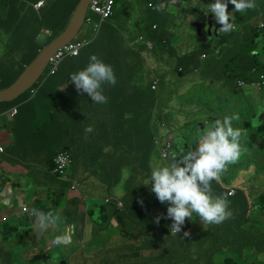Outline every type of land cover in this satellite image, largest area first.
<instances>
[{"label":"crops","instance_id":"1","mask_svg":"<svg viewBox=\"0 0 264 264\" xmlns=\"http://www.w3.org/2000/svg\"><path fill=\"white\" fill-rule=\"evenodd\" d=\"M32 1L0 0V58L8 59V56L11 55L13 59L16 54L11 49L7 52L8 48L4 43L7 42L11 45V40L8 39L9 36L19 40L23 32L31 35L37 32L35 39L41 42L49 35L50 31L44 26L48 0ZM38 1H44V3L37 6ZM171 1V9L168 0H157L155 5L159 8L155 11L156 14L162 10H167L172 16L167 25L164 23L163 39L166 41L164 45L168 47L170 44L174 46L173 43L180 41L185 34L181 30L182 26L176 20L177 13L180 12L178 10L179 2L184 0ZM51 2L54 3L58 13L67 14L72 12L68 23L79 3L77 0H52ZM120 2L121 0H117L115 9ZM255 2L257 5L255 9H259L260 12L264 11V0H255ZM115 9L112 15L114 20ZM209 10L208 8L203 9L198 18L202 19L204 17L210 25L215 17ZM123 12L128 16L127 22L122 29L117 28L121 31L125 41L129 40L132 43L136 37L150 33L151 18L141 32L125 34L129 31L128 24L140 20V18L133 16L131 11L123 10ZM89 14L93 18L97 17L91 11H89ZM108 19L102 21L99 19L95 24L88 23L93 25V35L88 39H77L75 37L73 41H91L102 23ZM233 23L234 29H236L239 22L233 20ZM64 25L66 23L63 21L58 26L60 31ZM209 36H217L214 28H212ZM184 44L186 46L190 45L188 41H185ZM159 45L163 47V43ZM130 50L131 47L128 44L117 48V51L122 54L129 53ZM194 50L189 48L184 52L181 50V52L175 51L173 54L175 58L170 59L171 64L165 63L168 59L164 61L165 67L168 68L175 64L178 72L186 71L182 60L191 55ZM118 60L116 58L111 63H107L111 65L118 77L114 86L107 83L102 85L103 93L108 98L106 104L93 103L91 97L86 93L76 92L74 84L68 83L69 79L65 81L55 78L46 81L44 79L40 81L39 85L38 79L16 98L9 101H0V108L3 109L0 112V264H223L226 262L231 264H264V240L260 231V229H263L253 222L245 226H236L229 222L230 219H227L220 224H203L199 216L193 213L191 219L186 218L182 231L178 234H168L164 226V232L161 234L156 236L148 234L134 242L122 234V230L133 225L132 221L127 219L128 213L123 211L120 214L121 218L115 215L112 208H101L103 204L114 206L111 200L110 202H103L102 200L101 203L99 201L92 205L95 207L94 209L88 208L91 193L87 188L105 183L103 182L105 178H116L104 176L100 180L97 179L95 169L105 166L107 163L105 165L100 163L99 159L102 158L101 154H103L104 147L100 142V131L95 127L97 123L92 121H129V116L124 117L126 102L119 96L120 86L124 83L125 76L119 74L118 67H122L125 72H128L134 70L135 64L133 62L121 65ZM188 65L191 66L192 64L189 63ZM180 67H183L184 70L180 71ZM223 69L225 73L222 79L231 73L230 69L225 67ZM74 71L75 67L68 60H63L56 75L63 78L66 74H72ZM48 73L47 69L46 77ZM262 76L263 74L260 75L259 80L250 83L246 82L245 78L239 76L238 73H236V77L231 83H228L225 79L226 85L222 86L223 96L217 101L227 103V108L217 110L214 107L210 108L213 113L220 115L221 121L226 116H239L238 120L232 121V126L234 129H240L241 131V155L235 163L227 165L226 171L220 175L218 180H213L214 187H212L211 182V194L213 197L221 196L222 193L218 189L220 186L228 192L235 189V194L240 189L246 197V203L240 202V208L247 207L248 199L253 190L256 188L261 189L264 186V184H252L249 179L246 181L242 179L251 170H261L253 163H248L245 156L252 148L247 129L248 125L255 126L261 123L264 127L263 99L260 98V93H255L254 98L251 99L248 93L249 89H244V87L250 84L252 86L257 85L261 89L260 84L264 82ZM141 82L149 86V90L145 92L146 100L149 103H157L159 108L166 106L172 110L177 109L180 114H184L185 105L183 103L179 101L169 103L171 97L181 91L179 88H176L171 94L169 92L167 99L163 101L162 91L168 88L166 82L159 85L160 92L151 88L152 81L146 75ZM129 83L130 86H133L132 81ZM34 91L36 92L33 93ZM241 91H244L245 94L243 95ZM73 92H76V95H73L74 99H71L70 96ZM51 94L53 96H49ZM149 97L154 98V100H150ZM50 98L55 100L59 106L58 109L48 106L46 101ZM245 98L257 102L259 109L257 111H247L249 106ZM13 107L17 109L13 115L4 113ZM154 107L150 108L148 106L146 110L148 119ZM195 111L192 113V118L201 120L203 117L201 115L196 117ZM135 117L136 121L147 120L143 115H135ZM209 124L206 120L202 122L205 127ZM88 125H91L93 130L87 133V138H85L84 130ZM184 125L191 126L192 124L186 122ZM164 127L165 124L161 123L160 128L163 129ZM138 133L139 130L131 134V137ZM256 138L255 135L253 139ZM195 139L197 140L198 136ZM262 140L264 146L263 137ZM118 144L123 153L130 157L132 151L130 145L133 146L134 143L124 142ZM63 152L71 154L75 163H73L71 169L67 170L65 177H62L64 172H52L59 155ZM111 154L112 152L109 151L106 157ZM86 161L99 162L91 164L90 171ZM239 164H244V168H236ZM232 170L237 175L231 182L233 178L231 175ZM259 173L264 175V172ZM231 176L229 183H225L224 178ZM260 182L258 180L254 183ZM74 183L76 186H74ZM111 197L106 196L105 200ZM60 200H64L63 206L59 205L58 201ZM229 201L230 206L236 205L234 200ZM33 208L45 212L59 213L66 219V223L75 224L76 230L72 244L55 246L52 242L57 235L62 234L64 224H60L56 228L40 229L35 225L28 212L25 211V209L31 210ZM161 209L162 211L166 210L164 206ZM97 211L104 218H101L102 215L97 214ZM136 212L142 217V222L137 224L141 230L149 226L152 216L158 213L152 210L150 215L147 216L146 210L142 208L141 211H131L130 214L136 215ZM118 222L119 225H117ZM197 222L201 223L203 227H198ZM224 225H227V227L213 231L210 238H205L209 228ZM184 231H188L190 236L184 237ZM91 238L93 248L88 251L86 243ZM195 248L199 249L198 253L193 251ZM197 254L201 256L200 260L197 259ZM131 259H133V262H129Z\"/></svg>","mask_w":264,"mask_h":264},{"label":"trees","instance_id":"2","mask_svg":"<svg viewBox=\"0 0 264 264\" xmlns=\"http://www.w3.org/2000/svg\"><path fill=\"white\" fill-rule=\"evenodd\" d=\"M51 1L52 0L47 1V11L44 19V26L50 31L45 40L41 42L36 40L35 38L37 32L32 35L23 32L19 40H15L12 36L8 37V39L11 40V45L7 42L4 43L8 48L7 52L11 49L12 51H15L16 54L13 59L11 55L8 56V59L0 58V90L9 87L24 71L26 65L29 64L39 54V52L47 44L52 42L67 26L72 12L67 14L58 13L57 8ZM78 1L80 0H77V2ZM150 3L152 5H150ZM155 5V1L148 0V6L152 9L150 15L152 23L150 25V33L148 34L147 40H150L153 43L152 50L146 47V42H143L145 45L139 43L142 46H137L139 44L134 45L129 40L125 41L121 31L117 28L118 26L115 22L117 18L116 14H114L115 20L109 18L107 21L103 22L99 30L92 37L91 41H89L86 47L81 50L79 56H65L58 66L59 69L62 61L68 60L75 67L74 72H77L86 67L89 62L90 55L94 53L106 64L111 63L116 58L119 59L118 62L121 65L134 62V70L128 72H125L122 67H118L119 74L125 76V81L122 86H120L119 96L126 102V113L124 117L129 116V121L116 122L117 120H103L92 122L97 123L95 127L100 131L99 136L104 134L108 135L111 146L115 147V149L111 151L112 154L107 156L108 163L105 166L100 167L104 168V171H102L101 174L116 178H105L103 179V182L111 185L121 177L123 179L127 177L125 184L128 187H137L145 195L143 201L146 204V208L144 209L146 210L145 213L147 216L150 215L152 210L166 215L168 207L167 202L162 204L158 201L155 193L151 191V185L149 184L153 152L156 151L158 158L166 165L171 161V159L168 154L163 155V149H166L167 151L168 149L171 150L175 148L178 151L179 156V146H181L182 142L186 143V146L184 145L185 149L188 147H195L196 142L195 138L191 140V138L186 139L188 136H185L183 138H179L177 142L175 141L173 146L174 139L169 143L168 139L170 137L166 135V131H163L165 127L168 130L170 128L168 120L159 117V124L155 122V116L161 112L162 108H159L157 103H149L146 100L145 92L149 90V86L141 82L145 75L150 78V66L153 63L158 64V77H156L153 81L150 78V81H152L151 88L153 89L152 86L156 82L157 87L153 90L160 92L159 85L166 82L171 91L170 94L176 89L175 84L178 81H181L182 83H192L210 80L215 82L217 81L221 86H225L226 81H228V83L233 81L236 77V73H238L239 76H243L248 83L259 80L261 74L264 76V27H260V23H253V20L258 16L257 9L249 10L246 13L237 12V21L239 22V26L229 33L222 32L215 37L210 36V41L212 40V43L210 42V44H207L203 42L201 47L195 49L191 55L183 58L182 63L185 65L186 71L178 72L177 65L175 64H172L168 68L165 67V63L171 64L170 59L175 58V55H173L175 51L181 52L180 49L182 48L179 41H175L173 43L174 46H172V44H170L169 47L164 45V43H166L163 39L164 23L167 25L171 21L172 16L167 10H162L160 16H158L154 13ZM123 10H127L129 12L127 7H124ZM99 19V15L95 18L92 17L91 23L95 24L99 21ZM63 21L66 25L62 26V30L60 31L58 26ZM153 24H155L156 27H152ZM160 43H163V47L159 45ZM127 44L131 47L129 53L122 54L117 51V48L124 47V45ZM204 52H206L208 56L205 59H201L200 54ZM189 63L192 65L189 66ZM147 65H149V67ZM50 66L51 64L49 62L47 66L48 71ZM224 67L230 69L232 75H230V73L226 78L222 79V76L225 73L223 69ZM180 68V71L184 70L183 67ZM69 75L70 73L66 74L63 78H60L56 75V73H53L48 75L45 78V81L52 80L53 78L66 81L69 79ZM225 79L227 80L225 81ZM130 81H132L133 86H130ZM38 82L39 85L40 80ZM35 92L36 91L33 93ZM76 92L71 94V99H74L73 95H76ZM178 93H181V91ZM241 93L243 95L245 94L244 91H241ZM248 93L255 94L252 89H249ZM49 96H53V94ZM260 98L263 99L264 96L262 97L260 95ZM197 102L202 103L200 99H196L191 102H181L185 106L189 107L188 115H186L185 118L188 117L186 120L192 124V136L202 132L203 130L202 124L198 123V120L192 118L193 111L196 110L195 115L197 117L198 111L202 108L201 104H197ZM148 106H150V108L155 106L149 119L146 116ZM258 109L259 104L251 100L247 111H257ZM1 110L3 109L0 108V111ZM135 115H143L147 120L136 121ZM150 119L152 122H150ZM161 123L165 124L163 129L160 128ZM137 130H139V133L135 134L134 137H131V134H134ZM161 130L163 131L162 136L158 134ZM122 142L134 143L133 146L130 145L132 148L130 157L125 155L121 150L118 143ZM127 163H129L128 169L123 170ZM238 167L244 168V164H239L236 168ZM231 178L232 176L225 177L224 182L229 183ZM218 189L223 195H227L229 200H234L236 203V205H229L233 213L229 222L236 226H245L251 223L252 221H250V215L244 214L247 207H239L240 202L246 203L244 193H242L239 189L235 195L230 196L228 195V191H226V189L222 186ZM104 201L105 199H103V202ZM163 206L166 209L165 211H162L161 209ZM121 213H123V211ZM121 213L116 216L122 218L120 215ZM130 213L131 211L128 213V220ZM164 220L166 221L167 219L164 218ZM117 225H119V222ZM164 226L166 232L173 235L170 231L169 224H165ZM226 264L231 263L227 262Z\"/></svg>","mask_w":264,"mask_h":264},{"label":"rangeland","instance_id":"3","mask_svg":"<svg viewBox=\"0 0 264 264\" xmlns=\"http://www.w3.org/2000/svg\"><path fill=\"white\" fill-rule=\"evenodd\" d=\"M155 2L157 0H154ZM34 2V0L32 1ZM79 2V1H78ZM213 3V0H184L182 2H179V8L180 10L179 14L177 13V18L176 20L178 21V24L181 27V30L183 33H185L182 37L181 40L179 41L180 46L182 47L180 50L182 52L186 51L189 48L197 49L198 47H201L202 43L205 42L207 44L212 43V40L210 41V36H209V24L207 21L204 19L198 18L199 13L205 9L208 8L210 9V4ZM168 4L170 5L171 9V4L172 1L168 0ZM127 7L129 11L132 12L133 16L139 17L140 20H136L128 24L129 26V31L126 32L125 34H137L143 30V27L145 24L148 22L150 19V15L152 12V9L148 6V0H121V2L116 6L115 12H116V18L117 20L115 21L117 26L122 29L125 27V24L127 22L128 16L123 12V8ZM159 10V8L156 6L155 11ZM155 13V12H154ZM161 12L158 13L157 15L160 16ZM109 18H113L112 15L109 16ZM264 21V16L263 13H260L258 18L254 20V23L256 22H261ZM155 29V28H153ZM93 35V25L84 23L82 26L81 31L78 33L76 36L77 39H88ZM148 35L141 36L143 39H147ZM185 41H188L190 43L189 46H186L184 43ZM69 44H73V41H69ZM208 54L206 52L200 54L201 59L207 58ZM147 58V57H146ZM149 67V65H147ZM151 74L150 78L153 81L156 77H158V64L153 63L151 66ZM48 67H46L44 73L41 75L39 78L40 81L44 80L46 78V70ZM115 74V73H114ZM115 77L117 79L118 75L115 74ZM264 80V77L262 78ZM68 83H71V80L69 78ZM73 84V83H71ZM176 88H179L181 90V93H176L174 96L171 97L170 102H176L179 101L181 102H191L196 99H200L202 103L197 102V104H201L202 108L201 110L198 111V115H201L203 118L200 120L198 119V123L202 124L203 121L206 120L207 124H209L211 121H216L220 120L221 117L220 115L213 113L210 108L214 107L215 110L217 109H226L227 108V103H223V101H217V99L222 98L223 96V87L216 81H210V80H205V81H197V82H192V83H182V82H177L175 84ZM261 89L257 85H246L244 89H253L255 93H260L261 96H264V82L260 84ZM3 90V89H1ZM72 91V88H71ZM171 92L170 89L166 88L162 91V100L165 101L167 99L168 93ZM250 98L253 99L255 94H249ZM150 100H154V98L149 97ZM245 100L248 103V106L251 103V100L248 98H245ZM49 107H53L54 109H58L59 106L56 104L55 100L50 98L48 101H46ZM215 102V104H214ZM196 104V105H197ZM263 104H264V98H263ZM205 107V111H204ZM163 110L159 114L155 116V122L159 124V117H162L164 119H167L169 122V130L165 127L163 131H166V135H168L170 140L174 139L173 146L175 141L179 138H183L185 136L187 138H195L198 136V133L192 136V131H191V126L184 125L186 122H189L186 120V115H188V109L189 107L184 106V114H180L177 109L172 110L166 106L162 107ZM14 109H10L7 112H12ZM151 117V116H150ZM150 122L152 120L150 119ZM205 128V126L202 125V129ZM248 129V134L251 138L250 144L252 148L249 150V153L245 156V160L248 163H253L254 166H257L260 171L257 170H251L250 172H247L242 179L246 181L249 179L252 184H264V175L260 174L259 172H264V146L262 145L264 139V127L260 123L259 125L255 126H249L247 127ZM163 131L158 132L162 136ZM256 135V139H253V137ZM100 142L104 147L103 154H101L100 163L102 165H105V163H108L106 154L109 151H112L115 149V147L110 146L109 142V137L108 135L104 134L100 136ZM124 143V142H122ZM260 144L259 146H257ZM185 142H182L181 146H179V149L183 146L184 147ZM186 146V145H185ZM173 152H176L178 154V151L174 148L171 150L163 149L162 153L163 155L168 154L169 158L171 159V154ZM252 159V160H251ZM89 165L90 171H91V164H97L99 161L95 162H88L86 161ZM130 163V162H129ZM127 163L123 170L128 169ZM157 164L165 165V163L158 158L156 155V151L153 152V157H152V166H155ZM97 171V179L100 180L101 177L105 176L101 174L102 171H104L103 167H99L95 169ZM124 172V171H123ZM151 173V170H150ZM231 175L233 178L231 179V182L234 180L236 177L237 173L232 170ZM117 176V175H115ZM127 180V177L124 179L121 177L118 179L115 183H112L109 185L108 183H100L96 184L94 187H89L87 190L91 193V201L88 204V208L94 209L93 204H96L97 202L100 201L102 202L103 199H105L106 196H112L109 199H106L105 202H113V205H102V209L104 208H112L114 211L115 215H118L122 211H125L129 213L130 211H141L142 208H146V204L143 201V198L145 195L135 186L128 187L125 184V181ZM260 180V183H254L256 181ZM212 187L213 181H212ZM234 187V186H230ZM250 188V185H249ZM234 191H229L228 195H233ZM142 200L143 201V206H141L138 201ZM60 206H63L64 200L58 201ZM63 204V205H62ZM246 212L244 214H249L251 217V220L254 224L259 225L263 230L260 229L262 235H263V240H264V186L259 189L256 188L253 190V193L250 195L248 202H247V208L245 209ZM97 214H101L97 211ZM96 214V215H97ZM162 213H156L155 215L152 216V219L150 220V225L146 226L144 230H141L140 227L137 224H140L142 222V217L141 215L136 212V215L133 213L130 214L129 219L132 221L133 225L128 226L125 230H122V234L128 238L133 240L134 242L140 239L142 236L145 235H152L156 236L158 234H161L164 232V225L165 224H171L172 220L167 219L166 221L163 222V216H161L159 223L154 222L155 218ZM102 215V214H101ZM98 216V215H97ZM101 218H104L103 215L100 216ZM198 227L202 228V224L197 222ZM227 225L221 226V227H212L209 228L208 234H206L205 238H210L211 232L217 231L220 228H226ZM86 248L87 250H91L93 248V241L92 238L91 240L87 241L86 243ZM195 253L199 252L198 248H195L193 250ZM197 259H201V256L197 254ZM129 262H133V259H131Z\"/></svg>","mask_w":264,"mask_h":264},{"label":"clouds","instance_id":"4","mask_svg":"<svg viewBox=\"0 0 264 264\" xmlns=\"http://www.w3.org/2000/svg\"><path fill=\"white\" fill-rule=\"evenodd\" d=\"M256 7L255 0H214L210 4L209 12L215 17L212 23L218 28L217 35L222 32L229 33L234 29L233 20L237 21V12L246 13ZM257 11L258 16L260 13L264 16V11L260 12L259 9ZM256 23L264 27V21ZM70 80L77 92L86 93L96 104H106L108 100L103 93L102 85L107 83L114 86L117 82L111 65L104 63L96 54L90 55L84 69L70 74ZM238 119L239 116L232 115L226 116L222 121L211 122L198 133L195 147L185 149L182 146L179 156L173 152L168 164H157L151 168L149 178L151 191L155 193L160 203L168 204L166 215H158L154 222L159 223L161 216L171 219L170 231L178 234L182 231L186 218L191 219L193 213L199 216L203 224H220L232 217L227 195L213 197L211 182L218 180L226 171L227 165L235 163L241 155V131L232 126V121ZM92 130L91 125L85 127V138ZM138 203L143 206L142 200ZM25 211L42 230L64 224L62 234L57 235L52 243L55 246L72 244L75 224L66 223L65 218L53 211L45 212L35 208ZM183 236L189 237L190 233L184 231Z\"/></svg>","mask_w":264,"mask_h":264},{"label":"water","instance_id":"5","mask_svg":"<svg viewBox=\"0 0 264 264\" xmlns=\"http://www.w3.org/2000/svg\"><path fill=\"white\" fill-rule=\"evenodd\" d=\"M90 0H80L68 25L60 35L45 46L34 60L26 66L19 77L7 88L0 90V101L12 100L28 89L34 81H37L49 64L50 57L63 45L73 40L85 23V17L89 12ZM212 28L218 33V28L211 22L209 34Z\"/></svg>","mask_w":264,"mask_h":264},{"label":"built area","instance_id":"6","mask_svg":"<svg viewBox=\"0 0 264 264\" xmlns=\"http://www.w3.org/2000/svg\"><path fill=\"white\" fill-rule=\"evenodd\" d=\"M116 1L117 0H90L89 11H91L94 14L99 15V18L101 21L106 20L109 18L110 15H113L114 8L116 5ZM43 3H44V1H38L37 6H41ZM150 5H152V4L150 3ZM88 13L85 17V22L91 23L92 17ZM261 26H263V24H261ZM153 27H156V25L153 24ZM73 42H74L73 44L67 43V44L63 45L50 57L49 62L51 64V66H50L48 75L57 72L59 63L61 62V60L65 56L71 57V56L80 55L81 50L84 47H86V45L89 43L86 40L84 42H79V41H73ZM143 42H146V47H148L152 50L153 43L150 40L141 38V36L136 37L134 39V41L132 42V44L136 45V44L143 43ZM180 69H182V68H180ZM263 77L264 76H262V78ZM240 82L243 83V81H240ZM152 87H153V89H155L157 87V83L155 82ZM11 109H14V111L7 112L8 111L7 110L4 113H9V114L13 115L17 109H16V107H13ZM170 138L168 139L169 143L172 141V140H170ZM73 163H74V159L72 158L71 154H69L67 152H63L59 155V157L56 161V165L52 169V172L53 173H63L64 172L62 177H65L67 170L72 168ZM74 186H76L75 183H74ZM230 191H234V194L236 192L235 189H231Z\"/></svg>","mask_w":264,"mask_h":264}]
</instances>
